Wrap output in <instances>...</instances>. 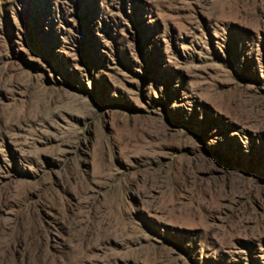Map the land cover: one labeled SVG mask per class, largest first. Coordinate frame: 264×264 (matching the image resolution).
<instances>
[{"label": "rangeland", "instance_id": "rangeland-1", "mask_svg": "<svg viewBox=\"0 0 264 264\" xmlns=\"http://www.w3.org/2000/svg\"><path fill=\"white\" fill-rule=\"evenodd\" d=\"M0 264H264V0H0Z\"/></svg>", "mask_w": 264, "mask_h": 264}]
</instances>
